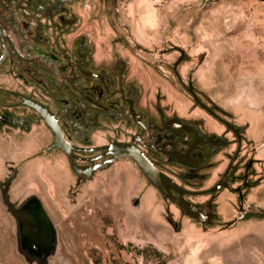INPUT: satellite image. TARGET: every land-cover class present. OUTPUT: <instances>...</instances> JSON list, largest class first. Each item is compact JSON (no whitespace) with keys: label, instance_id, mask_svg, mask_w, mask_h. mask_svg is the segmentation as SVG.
I'll return each instance as SVG.
<instances>
[{"label":"rangeland","instance_id":"374dc122","mask_svg":"<svg viewBox=\"0 0 264 264\" xmlns=\"http://www.w3.org/2000/svg\"><path fill=\"white\" fill-rule=\"evenodd\" d=\"M71 13L75 23L61 43L84 40L94 67L118 76L125 88L132 85L137 109L148 117L162 109L223 137L226 128L195 106L187 91L191 83L202 103L240 130L243 142L234 175L240 179L230 184L244 190L241 199L220 190L210 211L213 218L200 222L181 215L129 159L83 179L54 151L52 159L38 165L39 171L47 165L52 169L38 172L52 199V247L40 258L18 247L15 221L0 192V264H264V218H240L264 211V0H76ZM52 32L46 33L50 41L60 33L56 27ZM19 85L12 76L0 77V86L25 95ZM36 98L63 114L58 92L48 96L40 91ZM78 112L70 111L71 128L63 121L67 140L76 146L126 141L137 131L123 119L128 113L101 122L90 114L92 122L85 127ZM224 138L229 144L214 157V168L201 171L204 180H173L189 191L218 181L238 148L231 132ZM209 199L189 201L205 211Z\"/></svg>","mask_w":264,"mask_h":264},{"label":"flooded vegetation","instance_id":"af4514ba","mask_svg":"<svg viewBox=\"0 0 264 264\" xmlns=\"http://www.w3.org/2000/svg\"><path fill=\"white\" fill-rule=\"evenodd\" d=\"M75 1L0 0V10L7 9L5 15L0 13V25L13 43L12 47L4 37L0 40V58L4 51L3 44L6 50V55L0 63V77L7 80L12 76V78L19 82V86L26 89L27 92L24 95L20 90L0 86V136L15 128L28 132L31 129V121L34 117L51 135L52 143L47 147L46 151L48 153L54 151L61 153L65 156L68 167L75 176L89 179L96 171L106 168L111 164L96 170L89 178L83 175H76L71 170L67 155L61 149L54 146V133L39 114L31 107L23 104L22 100L17 96L3 90L31 98L46 107L57 120L67 142L69 141L65 134L63 121H66V125L69 128L75 124L74 120L69 116L70 111L73 109L79 111V121L85 127L92 122L89 117L90 114H94V119L100 118L101 122L103 118L110 117V119H113L119 116L120 112L128 113V117L123 119H127L137 131L132 132L126 141L110 140L107 144L111 141L132 143L159 172L167 175L173 182H175L173 180L175 178L173 177H177L178 180L184 183H190V180L194 182L197 179L204 180L206 178L205 174L201 173V171L214 168L215 164L212 161L218 155L220 149L229 144L228 140L224 137L228 132H231L235 138L233 144L238 146L235 151L237 155L233 161L232 157L235 153L232 156H228L229 164L227 168L220 176V179L207 189L222 181V184H226L229 188L238 189L239 191H230L225 187H221L213 193L203 195L209 196L210 199L205 203V211L200 205L199 209L203 216H205L204 221L213 218L210 211L215 208L213 205L214 199L216 194L222 189H227L232 193L238 194V196L240 195L239 199H241L244 187L241 185V187L236 188L230 184L240 179L238 175L234 176L238 167L235 163L241 143L243 142L240 130L238 129L240 140L238 142L236 135L221 121L228 122L216 115L215 108H209L201 102L191 83V87L189 89L188 85L187 91L193 98L195 106L203 109L226 128V133L223 137L213 132L205 131L202 128L203 123L188 122L177 116H168L162 109L157 108V117H148L142 110L137 109L136 92L133 86L126 85L127 87L125 88L122 84V79L119 82L118 76L115 74H106L101 69H96L94 67V60L90 59V50L87 48L84 40L74 39L71 43H68L69 45L63 43V41L61 43V38L64 35H70L71 27L75 23L71 13V8ZM55 20H57V23ZM53 27H56L60 33L56 32L54 37L50 36V41L46 33L51 34ZM74 72L79 75L80 79L72 75ZM122 77L123 74L120 75V78ZM76 81H80V85L77 86ZM40 91L48 96L58 92L59 96H61L58 102H62V104L59 105L57 102V105L63 108L61 116L53 111L49 104L41 102L36 98V94ZM192 93L200 104L194 100ZM18 110H21V112L24 110L26 115L23 117L18 115ZM99 127L101 128V126ZM74 135L77 136V134ZM69 143L72 144L71 142ZM107 144L89 147L72 145L90 149ZM73 153L77 157L83 158L82 160L75 159L76 164L90 166L88 158L97 156L102 151H73ZM105 159L106 157H103L99 162ZM132 162L134 163V161ZM252 165L253 160L248 161L247 170L251 171ZM177 168H181L183 170L182 173H177L175 170ZM223 176L224 178L221 180ZM5 184V180L0 184L1 198L7 206V212L13 216L15 221V241L18 247L30 256L36 258L43 257L50 251L53 242L52 227L48 214L42 209L35 197H28L23 202H12L6 195ZM172 194L177 199V194L174 192ZM189 198L185 197L188 201ZM259 214L241 215L240 218H256L251 215ZM261 218H264V216Z\"/></svg>","mask_w":264,"mask_h":264},{"label":"water","instance_id":"95a60500","mask_svg":"<svg viewBox=\"0 0 264 264\" xmlns=\"http://www.w3.org/2000/svg\"><path fill=\"white\" fill-rule=\"evenodd\" d=\"M4 37L8 44L13 47V43L9 37V35L2 29L0 25V40ZM4 51L3 55L0 58V63L6 55L5 45L3 44ZM191 85L189 83V89ZM8 93H11L22 100V103L34 109L39 116L45 121V123L50 127L52 132L54 133V146L61 149L69 160V164L71 170L76 175H83L84 177L89 178L96 170L100 169L103 166L110 165L118 159L129 158L137 165L138 169L141 173L148 179L149 183L157 189L160 194L164 197H167L171 200L179 209L181 215H186L192 219H195L200 222H204L205 216L201 213L199 209V205L192 203L185 199V197H201L208 193H213L221 187H225L230 191H239L238 189H231L226 184H222V181L216 183L213 187L209 189H204L201 191H189L179 187L175 182H173L167 175L159 172L155 166L145 157V155L132 143H119L117 141H111L109 144L96 147V148H80L76 147L69 142H67L61 132V129L58 125L55 117L50 113V111L41 105L40 103L32 100L31 98H26L20 94L9 92L7 90H3ZM193 95V93H192ZM194 100L199 103L197 98L193 95ZM200 104V103H199ZM211 113L209 110H207ZM221 121V120H220ZM229 130H231L239 140L238 129L234 127V125H230L226 122L221 121ZM137 138V137H136ZM101 150L102 153L97 156L88 158L90 162V166H80L76 164L75 159L82 160L83 158L77 157L73 153L74 152H92V151ZM237 153L232 157V161L235 159ZM103 157H106L104 161L99 162V160ZM224 176L221 180H223ZM172 192L177 194V199L174 197ZM250 216V215H248ZM246 216V217H248ZM252 217L261 218L264 216V212L259 215H251ZM245 217V218H246Z\"/></svg>","mask_w":264,"mask_h":264},{"label":"crops","instance_id":"0c3cea01","mask_svg":"<svg viewBox=\"0 0 264 264\" xmlns=\"http://www.w3.org/2000/svg\"><path fill=\"white\" fill-rule=\"evenodd\" d=\"M49 140L50 133L34 117L28 132L15 128L0 136V177L6 178V195L14 203L35 197L47 214L51 211L52 199L38 172L52 173V169L47 165L39 171L38 165L53 157V152L46 151Z\"/></svg>","mask_w":264,"mask_h":264},{"label":"trees","instance_id":"16d2710c","mask_svg":"<svg viewBox=\"0 0 264 264\" xmlns=\"http://www.w3.org/2000/svg\"><path fill=\"white\" fill-rule=\"evenodd\" d=\"M159 255V254H158ZM160 256V255H159ZM162 264H166V262L165 261H162Z\"/></svg>","mask_w":264,"mask_h":264}]
</instances>
